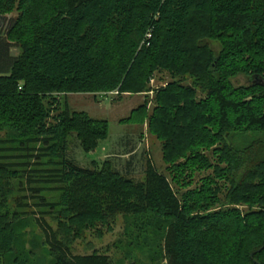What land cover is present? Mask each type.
Instances as JSON below:
<instances>
[{
  "label": "trees",
  "instance_id": "trees-1",
  "mask_svg": "<svg viewBox=\"0 0 264 264\" xmlns=\"http://www.w3.org/2000/svg\"><path fill=\"white\" fill-rule=\"evenodd\" d=\"M15 9L19 14L9 18ZM208 38L221 42L220 52ZM158 70L199 74L208 97L198 100L195 87L172 81L156 92L152 114L146 100L121 122L148 118L181 188L213 169L199 188L181 195L152 159L143 181L109 160L78 164L69 156L70 135L92 151L108 137V121L73 111L57 97L150 91ZM241 73L249 85L233 83ZM263 80L264 0H0V132L10 133L0 135V144H10L0 147V170L18 178L24 174L16 164L3 160L34 159L20 164L42 165L32 172L60 183V202L38 194L40 205L49 212L62 206L78 232L128 215L139 237L162 233L167 264H264V249L251 257L264 246ZM14 151L28 153L5 155ZM222 201L249 210H214ZM35 219L55 264H114L104 253L73 254L44 216ZM2 221L0 250L11 251L17 232Z\"/></svg>",
  "mask_w": 264,
  "mask_h": 264
},
{
  "label": "rangeland",
  "instance_id": "rangeland-1",
  "mask_svg": "<svg viewBox=\"0 0 264 264\" xmlns=\"http://www.w3.org/2000/svg\"><path fill=\"white\" fill-rule=\"evenodd\" d=\"M18 14V10L15 9L8 14V17H16ZM1 23L3 26V22ZM149 35L147 34L146 37L150 38ZM207 42L216 53L221 51V42L210 38L207 39ZM20 52V47H13L14 55H18ZM198 75L180 73L175 77L170 71L158 70L148 85L151 87L150 91L120 93L116 90L98 93H69L66 96L57 95L61 103L68 100L71 110L85 111L93 118L107 120L109 125L108 137L100 140L98 146L92 151H85L77 133L73 132L69 137V156L84 167L92 166L94 160L101 163L109 160L119 171L136 181L145 179L146 164L149 159H152L158 170L172 181L180 195L187 189L199 188L203 183L201 178L214 175L213 169L199 172L193 185L181 188L174 182L172 172L168 169L169 165L164 160L163 141L149 130L148 118L144 123L121 122L131 116L133 110L144 104L146 100H149L148 113L152 114L156 92L172 81L180 80L183 84L195 87L198 100L207 98V92L198 83ZM232 81L236 86H247L250 83L249 77L244 73L238 74ZM9 134L8 131L0 132V135ZM0 145V147L10 146L6 143ZM31 146L39 147L40 144L33 143ZM11 153L23 155L28 152L14 151L5 153V155ZM206 153L215 164L217 157L213 155V151L210 150ZM3 161L15 163L16 165L12 168L19 169L20 173L24 175H20L18 178H9L8 170H0V184H2L0 187V218L3 219L1 223L5 227L11 225L10 227L17 232L13 249L11 251L0 250V264H55V254L45 242L42 230L35 219L37 216L46 218L58 231L59 237L70 244L73 254L104 253L112 258L114 264H167L161 246L163 238L160 235L162 233H156L153 230V233L142 234L139 237L133 221L128 215H117L106 222H96L95 225L78 232V228L73 225L71 218L64 215L62 206L49 212L50 209L53 210L50 206L39 204L43 201L59 203L61 199V191L58 188L60 183L44 181L41 176L32 172L42 165L20 164L23 161L34 163V159L25 156ZM43 168H50V165H43ZM32 175L36 177V181L29 180V176ZM220 182L223 184L225 180ZM38 194L45 200L41 201ZM220 197L224 201V194H220ZM223 201L214 210L233 206L244 212L249 210L246 204L224 205Z\"/></svg>",
  "mask_w": 264,
  "mask_h": 264
},
{
  "label": "water",
  "instance_id": "water-1",
  "mask_svg": "<svg viewBox=\"0 0 264 264\" xmlns=\"http://www.w3.org/2000/svg\"><path fill=\"white\" fill-rule=\"evenodd\" d=\"M263 81H264V80H263ZM263 84H264V82H263ZM263 249H264V246L261 247L258 251L253 252V253L251 254V257L254 258L255 254H256L257 252H261ZM255 261H256L258 264H261V263L258 262L257 260H255Z\"/></svg>",
  "mask_w": 264,
  "mask_h": 264
},
{
  "label": "crops",
  "instance_id": "crops-1",
  "mask_svg": "<svg viewBox=\"0 0 264 264\" xmlns=\"http://www.w3.org/2000/svg\"><path fill=\"white\" fill-rule=\"evenodd\" d=\"M1 136H4V135H1Z\"/></svg>",
  "mask_w": 264,
  "mask_h": 264
}]
</instances>
